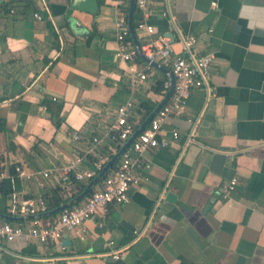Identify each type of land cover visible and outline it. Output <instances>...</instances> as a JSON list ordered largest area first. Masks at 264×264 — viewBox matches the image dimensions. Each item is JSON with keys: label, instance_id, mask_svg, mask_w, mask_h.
<instances>
[{"label": "crops", "instance_id": "1", "mask_svg": "<svg viewBox=\"0 0 264 264\" xmlns=\"http://www.w3.org/2000/svg\"><path fill=\"white\" fill-rule=\"evenodd\" d=\"M95 1L89 12L71 7V0H0L3 173L14 164L26 171L60 168L76 156L77 166L88 168L119 148L105 136L117 105L130 99L138 126L145 110L140 102L155 105L162 98L167 77L161 70L150 64L133 84L127 67L141 70L144 60L124 61L116 53L117 0ZM133 14L139 16L135 5ZM147 21L155 42L167 36L175 53L187 34L196 38V54L212 53L209 92L191 89L184 114L167 118L162 133L169 143L143 154L148 165L135 168L139 179L126 202L109 203L94 220L63 232L59 244L0 238L1 261L264 264V0H152ZM134 33L141 43L144 36ZM55 101L61 102L57 126L47 107ZM171 127L178 129L176 139ZM93 136L101 140L93 143ZM59 177L44 179L41 189L34 178L17 179L16 188L42 198L58 188ZM231 177L236 183L223 196L220 186Z\"/></svg>", "mask_w": 264, "mask_h": 264}, {"label": "built area", "instance_id": "2", "mask_svg": "<svg viewBox=\"0 0 264 264\" xmlns=\"http://www.w3.org/2000/svg\"><path fill=\"white\" fill-rule=\"evenodd\" d=\"M152 0H134V5L139 12V19L133 25L134 32L144 36L139 48L142 54L150 59L156 60L169 69L173 76V88L166 101L162 103L156 112L151 116L143 128L133 137L129 144L118 156V161L114 167H110L100 179L98 186L91 187L88 195L77 203H71L46 217L32 216L22 220H6L0 218V238L11 240L16 236L24 239H33L39 242H54L59 244L63 232L69 231L78 226L84 220H94L99 214L106 211L109 203H124L128 200V188L139 179L135 168L147 166L143 154L157 146H165L169 139L162 133L163 124L167 122L170 115H182L185 112L187 98L191 89L203 87L208 92L210 78V63L212 53H199L193 51V44L196 38L192 34H187L181 38L182 50L179 53L173 52L171 41L167 36H163L160 43H156L150 36L153 26L147 21L148 5ZM129 0H117L114 13V37L117 43V54L120 59L131 60L138 54L132 39L129 35L127 25V14L124 8L128 6ZM215 5L213 1L210 2ZM165 13V12H163ZM35 18H40L39 12H34ZM210 31V28H208ZM150 63L144 61V68L136 70L132 66L127 67V72L133 84L141 82L146 77L145 69ZM169 85V80L165 78L160 87L163 96ZM133 102L130 99L120 103L115 108V117L105 136L111 142L120 146L124 140L137 127L130 118ZM171 139H176L179 135L178 129H169ZM193 128L187 133L185 142L192 140ZM77 135H74V138ZM101 138L93 136L91 141L97 143ZM108 155H99L92 161L88 168L81 169L77 166L79 157L70 158L60 168L49 167L42 170H24L19 164H14L12 173L0 171V180L9 178L10 191L4 202V212L14 216L35 214L46 210L41 195L25 196L18 193L16 179L36 180V186L41 189L43 180L54 176L59 172L60 177L57 186L61 194L69 195L76 192L75 182L78 180H89L101 169L108 160ZM236 183L235 177H231L227 182L221 184L220 192L223 196L233 188ZM97 224L100 226L101 221ZM119 256L117 249L111 253L112 258ZM0 264H11L3 262Z\"/></svg>", "mask_w": 264, "mask_h": 264}, {"label": "water", "instance_id": "3", "mask_svg": "<svg viewBox=\"0 0 264 264\" xmlns=\"http://www.w3.org/2000/svg\"><path fill=\"white\" fill-rule=\"evenodd\" d=\"M70 6L74 8L83 9L89 12H92L96 8V1L95 0H71ZM134 8V0H129L128 3V11H127V25L129 30V35L132 39V42L134 44V47L138 53V55L142 58L144 61H148L152 66L158 68L161 70L169 80V85L167 90L165 91L164 95L160 100L156 102L154 107L146 114V116L143 118V120L139 123V125L132 131V133L124 140V142L119 146V148L108 158V160L103 164L101 169L96 173L92 178H90L84 185V187L75 195H73L71 198H69L67 201L58 204L57 206H54L52 208H49L43 212L35 213V214H28V215H19L14 216L7 214L5 212H0V218L6 219V220H22L28 217L32 216H43V215H49L57 212L61 208L65 207L68 204L74 203L76 200L80 199L88 190L93 186V184L101 179V177L105 174V172L116 162L118 159V156L120 153L124 150V148L129 144V142L133 139V137L143 128V126L149 121L151 116L156 112V110L159 108V106L164 103L169 96V94L172 91L173 88V76L168 68L163 66L161 63H159L156 60L150 59L145 57L140 48H139V42L136 38V35L133 30V23H132V12Z\"/></svg>", "mask_w": 264, "mask_h": 264}, {"label": "trees", "instance_id": "4", "mask_svg": "<svg viewBox=\"0 0 264 264\" xmlns=\"http://www.w3.org/2000/svg\"><path fill=\"white\" fill-rule=\"evenodd\" d=\"M126 10V8H125ZM139 19V16L138 14H133L132 15V22H133V25H135V23L137 22V20ZM136 57H138V54L136 55ZM158 86L155 87V89H157ZM53 103V106H50V104H47V107H48V111H49V117L50 119L52 120L53 124L55 126L58 125L59 123V120H60V116H59V109L61 107V102L60 101H55V102H52ZM144 107H145V110L140 118L139 121H141L145 115L154 107V103H143V102H140ZM1 121V120H0ZM137 126V125H136ZM4 128L3 126V120H2V123H0V130ZM117 147V145H116ZM112 153H109V157L111 156ZM115 164H113L111 167H114ZM13 166H10L9 167V170H8V173H12L13 172V169H12ZM99 181V180H98ZM16 184H18V180L16 179ZM85 185V182L84 183H77L76 184V192H74L73 194H76L78 193ZM91 190V188L88 190V192H86L84 194V196H82L80 199L76 200L74 203H77L79 202L81 199H84L89 191ZM10 191V182H9V178L8 177H4L0 180V212H4V201L8 195ZM68 198H64L61 196L60 192L58 191V188L55 186V187H52L46 191H44L42 193V201L43 203L45 204V208L46 210L49 209V208H52L54 206H57L58 204L60 203H63L67 200ZM48 215H43L42 217H46Z\"/></svg>", "mask_w": 264, "mask_h": 264}]
</instances>
